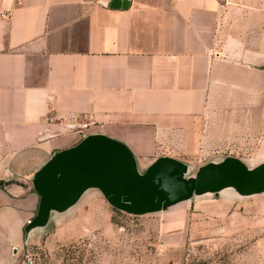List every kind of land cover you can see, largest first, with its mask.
<instances>
[{
	"label": "crops",
	"instance_id": "1",
	"mask_svg": "<svg viewBox=\"0 0 264 264\" xmlns=\"http://www.w3.org/2000/svg\"><path fill=\"white\" fill-rule=\"evenodd\" d=\"M90 136L140 175L162 158L192 176L263 166L264 0H0V264L54 223L68 240L104 221L111 203L86 187L32 227L38 173Z\"/></svg>",
	"mask_w": 264,
	"mask_h": 264
},
{
	"label": "rangeland",
	"instance_id": "2",
	"mask_svg": "<svg viewBox=\"0 0 264 264\" xmlns=\"http://www.w3.org/2000/svg\"><path fill=\"white\" fill-rule=\"evenodd\" d=\"M52 224L29 252L37 264H264V193L234 190L136 215L112 206L88 236Z\"/></svg>",
	"mask_w": 264,
	"mask_h": 264
},
{
	"label": "water",
	"instance_id": "3",
	"mask_svg": "<svg viewBox=\"0 0 264 264\" xmlns=\"http://www.w3.org/2000/svg\"><path fill=\"white\" fill-rule=\"evenodd\" d=\"M189 173L183 164L162 158L140 175L127 147L90 136L38 173L35 187L41 206L32 227H44L52 210L68 209L86 187L100 189L114 208L136 215L166 211L179 202L225 190L243 196L264 193V165L249 169L239 160L227 159L203 167L197 175Z\"/></svg>",
	"mask_w": 264,
	"mask_h": 264
},
{
	"label": "built area",
	"instance_id": "4",
	"mask_svg": "<svg viewBox=\"0 0 264 264\" xmlns=\"http://www.w3.org/2000/svg\"><path fill=\"white\" fill-rule=\"evenodd\" d=\"M88 127H89V123H84L80 126V128H81L80 130L83 131V130L87 129ZM32 223H33V221H29L28 224L32 225ZM21 264H37V262H36L35 258L33 257V255L29 251H27L24 255V258H23V261Z\"/></svg>",
	"mask_w": 264,
	"mask_h": 264
}]
</instances>
